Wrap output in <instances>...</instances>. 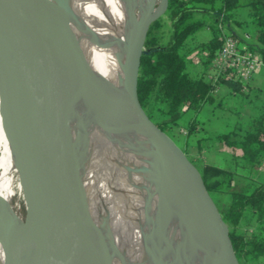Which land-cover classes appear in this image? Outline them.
<instances>
[{
    "label": "bare ground",
    "instance_id": "obj_1",
    "mask_svg": "<svg viewBox=\"0 0 264 264\" xmlns=\"http://www.w3.org/2000/svg\"><path fill=\"white\" fill-rule=\"evenodd\" d=\"M12 1L28 21L45 70L71 111L73 166L84 206L83 223L77 225L84 230V255L90 256V264H180L150 182L145 151L128 138L122 119L124 12L140 19L159 0H130L126 7L127 0ZM157 148L171 154L187 184L198 185L195 171L165 141L158 140ZM13 152L12 135L0 113V206L9 213L17 208L13 197L21 199ZM186 254L187 264L211 263L189 238ZM0 264H11L1 242Z\"/></svg>",
    "mask_w": 264,
    "mask_h": 264
},
{
    "label": "water",
    "instance_id": "obj_2",
    "mask_svg": "<svg viewBox=\"0 0 264 264\" xmlns=\"http://www.w3.org/2000/svg\"><path fill=\"white\" fill-rule=\"evenodd\" d=\"M166 7L167 0H159L158 7L140 19L124 12L125 130L187 206L185 233L201 255L215 264H242L217 197L184 153L147 118L138 101L144 39L150 25L163 18ZM0 71V113L13 139L12 163L23 207L22 212L17 207L9 213L0 206V242L11 264H90L81 245L84 230L77 226L83 223L84 206L80 178L73 166L71 111L45 70L28 21L19 15L12 0H0ZM158 140L165 141L195 171L198 185L185 182L171 154L157 148Z\"/></svg>",
    "mask_w": 264,
    "mask_h": 264
},
{
    "label": "trees",
    "instance_id": "obj_3",
    "mask_svg": "<svg viewBox=\"0 0 264 264\" xmlns=\"http://www.w3.org/2000/svg\"><path fill=\"white\" fill-rule=\"evenodd\" d=\"M242 25L248 26L255 44H247L233 33V26ZM203 30H207L208 38L196 42L195 35ZM225 32L237 41L241 51L256 53L264 68V0H167L163 18L148 28L139 64L137 97L147 118L167 136L185 113L195 116L204 104H212L219 97L218 90L224 92L217 99L218 104L225 96L247 95L239 81L223 76L215 80L207 78L206 72ZM191 57H196L201 67L193 75L186 70ZM261 106L257 115L249 117L245 124L237 123V129L215 137L225 148L232 168L205 162L197 166L187 157V148L199 153L201 142L207 140L197 136L199 131L206 132L197 127L194 117L181 125L185 130L183 149L175 144L197 168L221 204L242 264H264V177L259 179L264 172V109ZM237 161L241 162L240 169L248 173L256 171V175L246 178L235 171ZM147 165L179 263L187 264V254L181 251L185 245L181 228L182 222L188 220L187 206L170 190V184L155 164ZM234 178L247 179L246 187L233 190ZM210 262L215 264L212 258Z\"/></svg>",
    "mask_w": 264,
    "mask_h": 264
},
{
    "label": "rangeland",
    "instance_id": "obj_4",
    "mask_svg": "<svg viewBox=\"0 0 264 264\" xmlns=\"http://www.w3.org/2000/svg\"><path fill=\"white\" fill-rule=\"evenodd\" d=\"M239 29L243 32H247L249 30L248 26L244 25H242ZM190 60L191 61L186 64V70L189 75H193L198 72L201 67L200 64L197 63L198 59L196 57H191ZM192 60L195 63H193ZM209 72L210 71L207 70L206 73ZM217 93L219 97H221L224 92L222 90H218ZM219 97L216 96L212 104H204L201 110L195 116H193L191 113H185L180 122L176 126L172 127L167 133L171 140H173V142L177 146L183 149V145L181 143L183 141L185 130L181 127V125H183L188 118H195L196 122L198 123L197 127H201L203 132H206L205 134H203L202 131H199L197 133V136H204L207 138V140L201 142V146L204 147H202L199 153H197V151L193 148L186 149L187 157L192 160L193 163L197 166H200L201 162H206L205 155L209 151V148H207L206 146H209L213 150L223 148V145L219 144L217 139L215 138L216 135L227 133L229 131L237 129V123L239 125H243L246 123L249 117H251L252 115H257L258 108L262 104H264V88H261L260 90H257L255 92L251 90V92L246 96H225L220 104H218L217 102V99ZM153 117L155 118L156 115L153 114ZM224 153H226V150H224ZM225 157H227L228 159V155ZM219 162H221V160ZM219 162L215 161V163L218 164ZM239 165H241V162L237 161V168H235V171H237L241 175H244L246 178L248 176L252 177V175L254 174L256 175V171L248 173L246 170L240 169ZM223 166L230 168L233 167L230 160H227V163ZM262 177H264L263 171L259 176V179H262ZM244 181H247V179H242V181H240L234 178L231 183L232 189L242 190L244 187H246ZM13 203L18 207L20 212L23 211L21 199L20 197H18V195H15L13 197Z\"/></svg>",
    "mask_w": 264,
    "mask_h": 264
},
{
    "label": "built area",
    "instance_id": "obj_5",
    "mask_svg": "<svg viewBox=\"0 0 264 264\" xmlns=\"http://www.w3.org/2000/svg\"><path fill=\"white\" fill-rule=\"evenodd\" d=\"M261 67L256 53L241 51L237 41L225 32L222 43L214 56L207 78L223 76L228 80L239 81L245 89L251 75Z\"/></svg>",
    "mask_w": 264,
    "mask_h": 264
},
{
    "label": "crops",
    "instance_id": "obj_6",
    "mask_svg": "<svg viewBox=\"0 0 264 264\" xmlns=\"http://www.w3.org/2000/svg\"><path fill=\"white\" fill-rule=\"evenodd\" d=\"M233 29V33L241 40L246 42L247 44H255L254 39L252 38V35L247 31V32H243L241 31L239 28L237 27H232ZM196 38V42L199 41H203L206 38H208V32L207 30H203L199 33H197L195 35ZM193 62V60H192ZM195 63V62H193ZM197 63H199V60L197 61ZM201 69V68H200ZM200 69L198 71H200ZM257 72V73H255ZM252 76L250 77L245 89H244V93H246L247 95L251 92V90L253 92L260 90L261 88H264V68L261 67L258 70H256ZM228 97V96H226ZM260 109H264V104H262ZM254 116V115H252ZM204 147V146H201ZM207 148H209V151L207 152V154L205 155V159L206 162L208 164H212V165H217L219 167H225L223 165H225L227 163V160H229V158L227 159V153H224L225 149H217V150H213L212 148H210L209 146H206ZM223 152V153H222ZM225 155V156H224ZM145 158H146V162L148 163H154L153 160L150 158V156L147 154V152L145 151ZM221 160V162H219ZM215 161H218V163H215ZM185 228H186V222H182V231H181V236L185 239V245L183 247V249L181 250L183 254L186 253L187 251V241H188V237L185 233Z\"/></svg>",
    "mask_w": 264,
    "mask_h": 264
}]
</instances>
